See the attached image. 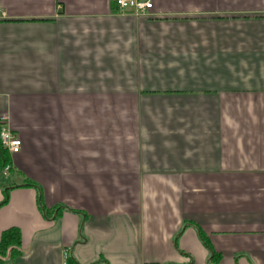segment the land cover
Listing matches in <instances>:
<instances>
[{
  "label": "crops",
  "instance_id": "crops-1",
  "mask_svg": "<svg viewBox=\"0 0 264 264\" xmlns=\"http://www.w3.org/2000/svg\"><path fill=\"white\" fill-rule=\"evenodd\" d=\"M150 1L0 0L7 264H264V0Z\"/></svg>",
  "mask_w": 264,
  "mask_h": 264
},
{
  "label": "built area",
  "instance_id": "built-area-1",
  "mask_svg": "<svg viewBox=\"0 0 264 264\" xmlns=\"http://www.w3.org/2000/svg\"><path fill=\"white\" fill-rule=\"evenodd\" d=\"M115 5L120 12L133 16H147L153 10V3L150 0H115ZM0 123V140L3 148L6 149L10 155L19 154L21 150L20 139L12 134L3 121ZM8 172L9 169L6 168L4 174Z\"/></svg>",
  "mask_w": 264,
  "mask_h": 264
},
{
  "label": "trees",
  "instance_id": "trees-1",
  "mask_svg": "<svg viewBox=\"0 0 264 264\" xmlns=\"http://www.w3.org/2000/svg\"><path fill=\"white\" fill-rule=\"evenodd\" d=\"M8 168H10V156L6 149L3 148L1 140H0V176L2 172ZM26 186L36 187L33 184H28ZM37 188V187H36ZM7 194L5 196L4 203L7 202ZM1 206V205H0ZM41 209L43 207L41 206ZM22 238L21 233L16 228H11L3 232L0 240V264H7L8 260H13L22 255ZM71 261L75 263V261L71 258Z\"/></svg>",
  "mask_w": 264,
  "mask_h": 264
},
{
  "label": "rangeland",
  "instance_id": "rangeland-1",
  "mask_svg": "<svg viewBox=\"0 0 264 264\" xmlns=\"http://www.w3.org/2000/svg\"><path fill=\"white\" fill-rule=\"evenodd\" d=\"M4 173V172H3ZM8 174V176H4L3 174L0 176V181H6V180H8V179H10L11 180V175H13V174H11V172H9V173H7ZM11 174V175H10ZM8 177V178H7Z\"/></svg>",
  "mask_w": 264,
  "mask_h": 264
}]
</instances>
